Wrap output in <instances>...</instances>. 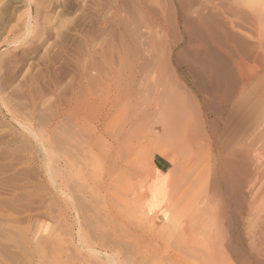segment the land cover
<instances>
[{"label": "bare ground", "instance_id": "6f19581e", "mask_svg": "<svg viewBox=\"0 0 264 264\" xmlns=\"http://www.w3.org/2000/svg\"><path fill=\"white\" fill-rule=\"evenodd\" d=\"M253 4L249 12L240 0H114L109 24L118 33L104 51L108 56L89 54L76 72L71 69L76 100L65 99L52 112L71 117L80 131L84 121L91 122L93 133L83 135L88 148L96 153L105 146L107 153L97 156L122 177L128 178L131 154L139 147L151 149L152 163L170 154L169 172L154 167L146 186V211L158 213L171 230V238H157L156 264H264V4ZM232 19L249 22L252 45ZM180 30L182 40L188 38L182 56L196 67L195 76L214 70L220 83L234 82V98L223 104L225 116L219 111L216 129L207 120L209 108L171 67V40ZM241 56L252 70H242ZM16 57L4 62L8 82ZM57 70L60 80L63 71ZM108 184L99 190L107 192ZM241 210L239 238L235 220ZM108 215L115 229L119 223L112 211Z\"/></svg>", "mask_w": 264, "mask_h": 264}, {"label": "rangeland", "instance_id": "374dc122", "mask_svg": "<svg viewBox=\"0 0 264 264\" xmlns=\"http://www.w3.org/2000/svg\"><path fill=\"white\" fill-rule=\"evenodd\" d=\"M240 1L249 12L253 3L264 4ZM113 6L114 0H0V264H156L158 236L171 238L168 221L145 212L143 206L154 168L151 149L137 148L131 154L128 178L122 177L97 156L107 153L105 146L96 153L88 148L84 136L93 133L91 122H83L81 133L71 117L52 113L63 100H76L71 69L77 71L89 54L104 58L111 36L117 39L118 30L109 24ZM235 22L237 31L250 44L255 42L249 22ZM177 36L179 42L170 41L171 67L178 68L174 73L178 81L209 108L207 120L216 129L219 111L221 118L225 116L223 104L234 98V82L220 83L223 78L214 70L195 76L196 67L182 56L187 35L182 40L180 30ZM13 53L19 58L12 62L14 79L8 82L4 62ZM239 60L242 70H252V65L242 64L248 62L245 56ZM55 66L62 68L60 80ZM164 155L170 159L169 153ZM166 158L155 160L168 173L171 163ZM101 183H109L107 192L99 190ZM107 211L119 223L115 229ZM239 216L235 228L242 238V210ZM208 226L204 224L206 233Z\"/></svg>", "mask_w": 264, "mask_h": 264}, {"label": "crops", "instance_id": "0c3cea01", "mask_svg": "<svg viewBox=\"0 0 264 264\" xmlns=\"http://www.w3.org/2000/svg\"><path fill=\"white\" fill-rule=\"evenodd\" d=\"M162 160H163V159H161V161H162ZM159 162H160V161H159ZM153 166L163 171V166H164V165H163V164H159V163H157L156 160L154 161ZM163 172H164V171H163ZM164 173H167V172H164ZM167 178H168V176H167ZM169 183L171 184V180H169V178H168V185H169ZM139 194H140V193H138L137 195H139ZM147 197H148V193H147ZM146 199H147V198H146ZM136 206H137V199H136ZM143 206H144V205H143ZM144 210H145V212H147L145 207H144Z\"/></svg>", "mask_w": 264, "mask_h": 264}]
</instances>
